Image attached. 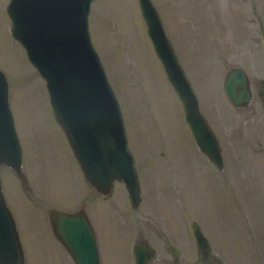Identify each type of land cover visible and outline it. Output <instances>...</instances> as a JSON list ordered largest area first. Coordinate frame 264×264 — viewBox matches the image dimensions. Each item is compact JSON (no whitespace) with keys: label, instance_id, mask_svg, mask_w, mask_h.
<instances>
[{"label":"rangeland","instance_id":"rangeland-1","mask_svg":"<svg viewBox=\"0 0 264 264\" xmlns=\"http://www.w3.org/2000/svg\"><path fill=\"white\" fill-rule=\"evenodd\" d=\"M0 0V68L29 190L1 165L5 200L25 264H75L54 235L48 209L85 205L103 264H135L133 241L146 236L149 264H264V0H153L180 61L216 131L226 166L218 170L194 141L181 101L146 32L138 0H93L89 30L120 101L142 199L133 210L115 180L107 197L85 179L51 108L45 81L11 34ZM230 64L249 73L254 96L237 108L223 90ZM196 220L211 250L196 246Z\"/></svg>","mask_w":264,"mask_h":264},{"label":"water","instance_id":"water-1","mask_svg":"<svg viewBox=\"0 0 264 264\" xmlns=\"http://www.w3.org/2000/svg\"><path fill=\"white\" fill-rule=\"evenodd\" d=\"M93 0H8L6 11L11 34L45 81L55 120L90 185L110 194L115 180L128 191L133 210L142 199L135 155L129 146L124 113L118 96L95 48L89 13ZM146 32L166 76L179 97L185 120L195 143L212 164L223 170L226 161L220 139L201 109L199 97L169 37L153 0H138ZM260 93L264 94V79ZM223 90L237 108L253 99L252 79L239 64L228 65ZM7 165L29 190L22 166V146L8 100V79L0 68V171ZM48 216L54 235L75 264H103L95 229L86 210L67 211L50 207ZM197 248L211 250L196 220L190 222ZM175 264L180 258L169 246ZM131 251L135 264H149L156 255L146 236L136 238ZM25 255L12 212L5 200L0 175V264H25Z\"/></svg>","mask_w":264,"mask_h":264},{"label":"flooded vegetation","instance_id":"flooded-vegetation-1","mask_svg":"<svg viewBox=\"0 0 264 264\" xmlns=\"http://www.w3.org/2000/svg\"><path fill=\"white\" fill-rule=\"evenodd\" d=\"M262 80V79H261ZM260 80V83L259 84H257V89H258V93L262 96V99L264 100V94H262V93H260V84H261V81ZM252 91H253V96H254V84H252ZM92 186V185H91ZM93 187V186H92ZM95 190H96V188L95 187H93ZM97 192H99L98 190H96ZM102 196H105V197H107L109 194H103V193H101V192H99ZM111 194V193H110ZM81 207H83L84 209H85V205H79V206H77V208L75 209V210H77V209H79V208H81ZM75 210H72V211H75ZM86 210V209H85ZM68 211V210H67ZM88 214V213H87ZM170 246V245H169ZM168 249H169V247H168ZM100 250V249H99ZM202 253V252H201ZM103 262V261H102Z\"/></svg>","mask_w":264,"mask_h":264}]
</instances>
